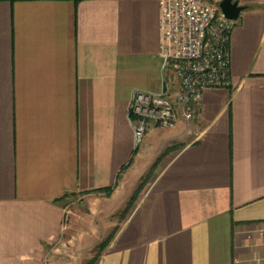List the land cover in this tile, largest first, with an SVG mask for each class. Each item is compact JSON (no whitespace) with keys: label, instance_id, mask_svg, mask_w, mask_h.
Listing matches in <instances>:
<instances>
[{"label":"crops","instance_id":"1","mask_svg":"<svg viewBox=\"0 0 264 264\" xmlns=\"http://www.w3.org/2000/svg\"><path fill=\"white\" fill-rule=\"evenodd\" d=\"M239 1L232 87L137 147L131 96L163 86L161 0H0V264H86L90 245L95 264H264V0ZM156 163L104 247L98 223L66 224L64 197L105 219Z\"/></svg>","mask_w":264,"mask_h":264},{"label":"built area","instance_id":"2","mask_svg":"<svg viewBox=\"0 0 264 264\" xmlns=\"http://www.w3.org/2000/svg\"><path fill=\"white\" fill-rule=\"evenodd\" d=\"M159 92L135 91L128 105L135 146L152 127L175 128L202 112L209 89L233 85L230 43L236 20L212 0H161Z\"/></svg>","mask_w":264,"mask_h":264},{"label":"rangeland","instance_id":"3","mask_svg":"<svg viewBox=\"0 0 264 264\" xmlns=\"http://www.w3.org/2000/svg\"><path fill=\"white\" fill-rule=\"evenodd\" d=\"M157 163L151 167V169L147 170V172L139 180V183H130V186L128 187L129 189L126 191V197L124 196V193H122V196L124 197L121 196L112 201V207L115 208V210L113 209L114 214H107L105 219H103L102 216H99V214L95 216L96 212L93 210V206L81 197L71 195L64 197L63 204L71 211L69 218L66 220V224H70L71 217H73L76 221V224H79L81 229H91L95 223H98L101 225V229L103 230V240L105 239L109 241L136 207L144 188L158 170ZM140 166L141 167H139V165L134 167L132 171L133 179L142 171L143 164ZM103 224H110V226L105 229L103 228ZM90 246L92 247L93 245ZM91 247L89 248L88 246V248H85V254H81L80 256L82 258L80 259H87V257H91L93 255V257L96 256L97 260L101 256L102 248L100 249L96 246Z\"/></svg>","mask_w":264,"mask_h":264},{"label":"water","instance_id":"4","mask_svg":"<svg viewBox=\"0 0 264 264\" xmlns=\"http://www.w3.org/2000/svg\"><path fill=\"white\" fill-rule=\"evenodd\" d=\"M239 2V0H221L219 6L227 18L237 20L246 9V7L240 5Z\"/></svg>","mask_w":264,"mask_h":264},{"label":"trees","instance_id":"5","mask_svg":"<svg viewBox=\"0 0 264 264\" xmlns=\"http://www.w3.org/2000/svg\"><path fill=\"white\" fill-rule=\"evenodd\" d=\"M248 8H250V7L247 6L246 9H248ZM170 149H171V148H168V149L166 150L165 154H166L167 152H169ZM163 156H164V155H163ZM125 168H126V167H125ZM110 190H111V189H109V191H110ZM109 191H108V192H109ZM107 243H108V240L105 241L101 246L104 247ZM95 262H96V257H94L92 260H90V261L87 262L86 264H95Z\"/></svg>","mask_w":264,"mask_h":264}]
</instances>
